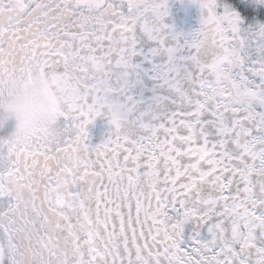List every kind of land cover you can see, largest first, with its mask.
<instances>
[{
    "label": "snow or ice",
    "instance_id": "6c2138e0",
    "mask_svg": "<svg viewBox=\"0 0 264 264\" xmlns=\"http://www.w3.org/2000/svg\"><path fill=\"white\" fill-rule=\"evenodd\" d=\"M190 2L183 32L169 0H0V81L43 66L78 89L0 138V257L264 264V0Z\"/></svg>",
    "mask_w": 264,
    "mask_h": 264
},
{
    "label": "clouds",
    "instance_id": "9594fccd",
    "mask_svg": "<svg viewBox=\"0 0 264 264\" xmlns=\"http://www.w3.org/2000/svg\"><path fill=\"white\" fill-rule=\"evenodd\" d=\"M127 82V81H125ZM78 93L75 81L34 77L14 85L0 98V108L16 120L17 138L51 126Z\"/></svg>",
    "mask_w": 264,
    "mask_h": 264
},
{
    "label": "flooded vegetation",
    "instance_id": "af4514ba",
    "mask_svg": "<svg viewBox=\"0 0 264 264\" xmlns=\"http://www.w3.org/2000/svg\"><path fill=\"white\" fill-rule=\"evenodd\" d=\"M199 17L200 9L198 5L191 3L190 0H169V15L164 18V22L173 25L179 31L189 32L198 26ZM59 76L64 75L45 69L43 66L15 73L9 72L0 81V90H2L0 92V98L9 93L12 87L20 82L30 80L34 77H42L55 81ZM109 132L110 125L108 124V118L104 115L97 116L86 125V143L90 146H95L105 139L109 135ZM17 135L15 118L3 108H0V138H17ZM133 218H135L134 208ZM143 219L144 217L141 215V220ZM151 223V220H149L148 225H151ZM144 231L147 233V226L144 228ZM0 264H10L7 255L1 257Z\"/></svg>",
    "mask_w": 264,
    "mask_h": 264
},
{
    "label": "water",
    "instance_id": "95a60500",
    "mask_svg": "<svg viewBox=\"0 0 264 264\" xmlns=\"http://www.w3.org/2000/svg\"><path fill=\"white\" fill-rule=\"evenodd\" d=\"M0 260H1V257H0Z\"/></svg>",
    "mask_w": 264,
    "mask_h": 264
}]
</instances>
